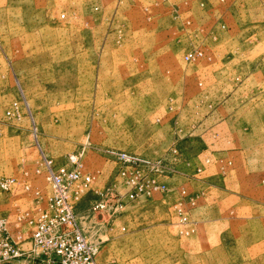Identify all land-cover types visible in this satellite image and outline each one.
<instances>
[{
    "label": "rangeland",
    "instance_id": "rangeland-1",
    "mask_svg": "<svg viewBox=\"0 0 264 264\" xmlns=\"http://www.w3.org/2000/svg\"><path fill=\"white\" fill-rule=\"evenodd\" d=\"M196 49L211 59L187 63ZM110 148L161 161L168 191L97 229L96 191H125ZM72 151L95 175L75 209L99 263L264 264V0H0V177L31 186L0 195V214L44 207L43 158ZM182 189L197 199L189 236Z\"/></svg>",
    "mask_w": 264,
    "mask_h": 264
},
{
    "label": "built area",
    "instance_id": "built-area-1",
    "mask_svg": "<svg viewBox=\"0 0 264 264\" xmlns=\"http://www.w3.org/2000/svg\"><path fill=\"white\" fill-rule=\"evenodd\" d=\"M221 26L225 28L224 24ZM213 38L216 39V35ZM203 58L211 59L202 49L185 55V61L190 64ZM6 115L18 118L21 116L18 101L12 103ZM31 131L37 138L38 128L35 123L32 124ZM104 154L117 167L113 183L120 181L125 187L123 192L114 185L96 191L98 200L95 210L108 219L122 214L126 206L139 197L148 198L168 191V185L159 179L163 172L161 161L114 148L107 149ZM42 166L45 179L51 186L45 206L35 213L17 212L12 219L7 213L0 214V264H15L20 260L25 264H101L97 259L101 241H94L85 233L75 210V205L87 193L95 179L92 172L84 169L83 154L78 151L68 152L59 163L44 157ZM42 170L38 169L37 173ZM27 176L28 173H24L22 182L17 177L1 176L0 195L12 193L18 185L25 191H30ZM35 194L40 195V191L37 190ZM196 204V197L182 189L174 204L177 234L189 236L194 231L190 213ZM11 220L18 227L25 224L30 228L29 248L16 242ZM20 237L21 231L18 228L17 238Z\"/></svg>",
    "mask_w": 264,
    "mask_h": 264
},
{
    "label": "crops",
    "instance_id": "crops-1",
    "mask_svg": "<svg viewBox=\"0 0 264 264\" xmlns=\"http://www.w3.org/2000/svg\"><path fill=\"white\" fill-rule=\"evenodd\" d=\"M227 153L230 154L231 151H227ZM75 210H76V213L79 216L80 222L82 224V215L79 214L77 209H75ZM88 217L90 218V219H88L89 222H87V221L86 222L89 223L91 225V227L93 226L94 228H97V229H101L102 227H104L106 220L107 221L110 220L105 215H103V213H100V212H96L95 215L91 213L90 216H88ZM262 232H264L263 229H262ZM260 241H262V240H260ZM261 245H262V243H261Z\"/></svg>",
    "mask_w": 264,
    "mask_h": 264
}]
</instances>
